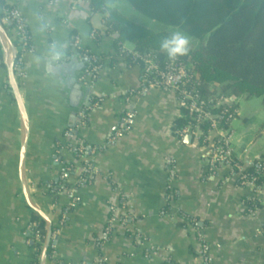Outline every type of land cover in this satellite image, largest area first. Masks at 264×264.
<instances>
[{
    "label": "crops",
    "instance_id": "1",
    "mask_svg": "<svg viewBox=\"0 0 264 264\" xmlns=\"http://www.w3.org/2000/svg\"><path fill=\"white\" fill-rule=\"evenodd\" d=\"M4 1L19 10L32 46L23 53L22 76L15 74L28 117L25 181L30 202L20 172L24 123L9 71L14 30L0 19V264H42L46 239L37 255L26 230L40 221L34 215L46 228L47 222L33 206L50 220L52 230L65 216L56 253H47L45 264H166L167 259L200 264L198 229L209 244L212 264H264V198L251 214L247 201L252 191L240 186L238 176L226 171L210 176L201 143L192 135L178 138L175 129L184 111L178 94L154 89L137 96L133 105L126 102L128 90L143 83L142 68L129 60L134 43H119L104 18L117 9L156 31H171L168 25L128 0H105L103 12H94L89 0ZM75 38L106 66L94 84L79 81L84 64L75 56ZM53 42L65 46L64 56L50 64L47 52ZM131 109L130 129L108 145ZM81 114L87 123L79 126ZM254 120L240 111L242 132L233 121L234 148L246 162L264 160V146L258 144L264 132L259 128L254 139L249 137ZM88 160L97 173L77 187L73 201L57 184L66 164L65 179L75 184ZM169 205L172 216L163 215ZM152 245L162 253L148 255Z\"/></svg>",
    "mask_w": 264,
    "mask_h": 264
},
{
    "label": "trees",
    "instance_id": "2",
    "mask_svg": "<svg viewBox=\"0 0 264 264\" xmlns=\"http://www.w3.org/2000/svg\"><path fill=\"white\" fill-rule=\"evenodd\" d=\"M89 1L94 12L104 11L105 0ZM128 1L147 17L166 25L180 26L197 40L199 45L191 46L189 55L177 59L193 61L195 72L203 83L201 93L205 98L216 93L236 97L256 96L261 97L264 107V0ZM11 9L4 0H0V19L9 22L13 28L14 22L8 19ZM108 13L104 25L108 32L118 33L119 43L131 41L137 54L154 52L160 64L169 61L159 51V42L170 31L153 30L132 21L117 9ZM129 60L133 61L132 54ZM187 122V111L184 110L176 127H183ZM259 132H264V122ZM67 166H64L63 172ZM247 168L251 170L252 166L248 165ZM67 180L59 181V190L72 186ZM33 220H40L34 222L35 226L30 233L38 255L42 242L36 238L37 235H46L47 228L45 221L37 215H34Z\"/></svg>",
    "mask_w": 264,
    "mask_h": 264
},
{
    "label": "built area",
    "instance_id": "3",
    "mask_svg": "<svg viewBox=\"0 0 264 264\" xmlns=\"http://www.w3.org/2000/svg\"><path fill=\"white\" fill-rule=\"evenodd\" d=\"M8 19L14 22L13 40L17 52L14 61L15 74L22 76V58L25 51L30 50V35L26 29V24L20 12L12 8ZM75 56L84 63V69L79 76V81L83 84H94L99 78L101 72L106 67L102 61L95 58L89 50L80 46L79 38L74 40ZM81 49H83L82 52ZM133 62L139 63L142 68L143 83L139 88H131L127 92L126 102L133 105V101L138 96L147 94L150 90L159 89L162 91H175L179 96L182 107L187 111L188 122L183 127H176L175 132L178 138L183 141L188 135H192L196 142L201 143L205 154L204 163L207 166L210 176H215L219 171H226L229 175H237L240 186L247 187L252 191V196L248 199L249 212L253 214L260 207L264 198V160L246 162L240 157L234 148L233 121L240 116L238 106V97L229 96L221 93L203 96L201 93L202 81L195 72V66L192 60L166 61L160 64L154 52L140 54L131 53ZM135 110L126 111L120 118L119 125L115 132L108 139V145H113L124 132H127L133 124ZM183 117V114H182ZM181 117V118H182ZM86 115L81 114L80 125L86 124ZM61 148H63L61 146ZM68 149L73 150L72 147ZM247 151V150H246ZM79 154L84 153V147L78 149ZM56 161H58L56 159ZM252 166L251 170L247 166ZM69 173L67 168L62 174L61 179H65ZM97 173L93 160H88L82 168V173L77 182L71 187L65 188V191L76 199L77 187L89 182L91 177ZM171 180V179H170ZM171 183L168 184L167 198L171 199ZM170 201H168V204ZM170 205L162 210V214L172 216ZM65 216L60 220L59 225L52 231L50 238V256H53L57 250L58 236L64 225ZM114 220H110L108 231ZM127 222V219H123ZM35 224L27 227L26 234L30 233ZM135 236L142 242H147V238L141 233ZM197 238L201 242V262L200 264H212L209 257V244L204 237L202 229H198ZM37 241L43 242L46 235H37ZM163 249L160 246L152 245L148 249V255H160ZM34 264H40L37 260ZM99 264H103L102 260ZM166 264H172L169 259Z\"/></svg>",
    "mask_w": 264,
    "mask_h": 264
},
{
    "label": "clouds",
    "instance_id": "4",
    "mask_svg": "<svg viewBox=\"0 0 264 264\" xmlns=\"http://www.w3.org/2000/svg\"><path fill=\"white\" fill-rule=\"evenodd\" d=\"M192 41L193 38L182 27L176 26L167 36L160 40L159 51L165 54L169 60L175 61L179 57L189 55ZM64 48L63 44L56 42L49 46L47 56L50 64L63 58Z\"/></svg>",
    "mask_w": 264,
    "mask_h": 264
},
{
    "label": "water",
    "instance_id": "5",
    "mask_svg": "<svg viewBox=\"0 0 264 264\" xmlns=\"http://www.w3.org/2000/svg\"><path fill=\"white\" fill-rule=\"evenodd\" d=\"M16 57H17V52L15 50V46L13 45V56H12V61H11L10 65H9V71H10V77H11V82H12L11 85H12L14 94L16 96V99H17V101L19 103L20 113H21L22 121L24 123V140H23V144H22L21 170H20V172H21V180H22L24 192H25V195H26L27 199L30 202L28 189H27V185H26V181H25V159H26V149H27V143H28V117H27L24 105L21 102L19 86H18V83L16 82V79H15L14 61L16 60ZM190 137L191 136L189 135L187 138H190ZM31 206H33V205H31ZM33 208H35V210L41 216H43V218H45L46 222H47L46 244H45L43 255H42V264H45L46 263V258H47V253H48V248H49V245H50V238H51V234H52V231H53L52 230V223L50 222V220H48V218L46 217V215L42 211H40L39 209H37L34 206H33Z\"/></svg>",
    "mask_w": 264,
    "mask_h": 264
},
{
    "label": "rangeland",
    "instance_id": "6",
    "mask_svg": "<svg viewBox=\"0 0 264 264\" xmlns=\"http://www.w3.org/2000/svg\"><path fill=\"white\" fill-rule=\"evenodd\" d=\"M176 26H171L168 25V28L173 30ZM192 37V36H191ZM193 38L192 47H197L199 43L197 40ZM238 102H239V107L241 113L244 115H252L255 117V122L249 127V137L254 139L255 133L257 130L260 128V124L263 123L264 121V108L262 104V99L261 97H256V96H249V95H242L238 97ZM235 125L240 126V132L245 130V127L243 126L242 122H238L237 120L234 121ZM259 141V146H264V136L261 137ZM255 153V152H254Z\"/></svg>",
    "mask_w": 264,
    "mask_h": 264
}]
</instances>
